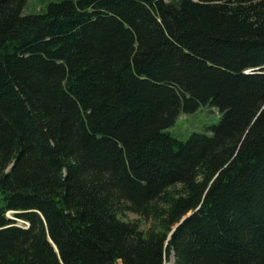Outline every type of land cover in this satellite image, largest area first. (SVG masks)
<instances>
[{
    "label": "trees",
    "instance_id": "1",
    "mask_svg": "<svg viewBox=\"0 0 264 264\" xmlns=\"http://www.w3.org/2000/svg\"><path fill=\"white\" fill-rule=\"evenodd\" d=\"M40 3L0 0V264H264V0Z\"/></svg>",
    "mask_w": 264,
    "mask_h": 264
},
{
    "label": "rangeland",
    "instance_id": "2",
    "mask_svg": "<svg viewBox=\"0 0 264 264\" xmlns=\"http://www.w3.org/2000/svg\"><path fill=\"white\" fill-rule=\"evenodd\" d=\"M45 5L44 3L41 4L40 0H32L31 6H27L25 12L41 13L45 11ZM218 116L219 113L216 108L203 105L194 112L180 113L178 119L168 128V131L179 140H186L192 133H202L205 131L206 126L216 124L219 120ZM12 215V213H9V217H12ZM17 223L25 224L21 219ZM165 264H174L173 257H168Z\"/></svg>",
    "mask_w": 264,
    "mask_h": 264
},
{
    "label": "water",
    "instance_id": "3",
    "mask_svg": "<svg viewBox=\"0 0 264 264\" xmlns=\"http://www.w3.org/2000/svg\"><path fill=\"white\" fill-rule=\"evenodd\" d=\"M10 218H12V219H13V217H10ZM183 218H185V216H184ZM182 220H183V219H182Z\"/></svg>",
    "mask_w": 264,
    "mask_h": 264
}]
</instances>
